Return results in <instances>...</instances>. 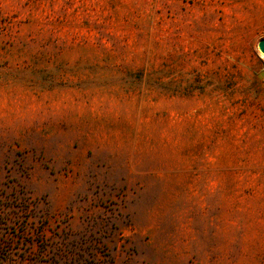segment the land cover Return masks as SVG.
I'll list each match as a JSON object with an SVG mask.
<instances>
[{
	"label": "rangeland",
	"instance_id": "1",
	"mask_svg": "<svg viewBox=\"0 0 264 264\" xmlns=\"http://www.w3.org/2000/svg\"><path fill=\"white\" fill-rule=\"evenodd\" d=\"M264 0H0V264H264Z\"/></svg>",
	"mask_w": 264,
	"mask_h": 264
},
{
	"label": "water",
	"instance_id": "2",
	"mask_svg": "<svg viewBox=\"0 0 264 264\" xmlns=\"http://www.w3.org/2000/svg\"><path fill=\"white\" fill-rule=\"evenodd\" d=\"M259 49L264 54V38L259 41ZM264 76V72L260 73V77Z\"/></svg>",
	"mask_w": 264,
	"mask_h": 264
}]
</instances>
